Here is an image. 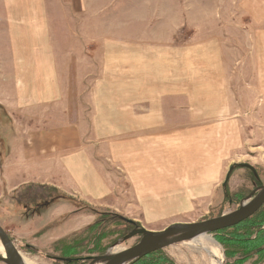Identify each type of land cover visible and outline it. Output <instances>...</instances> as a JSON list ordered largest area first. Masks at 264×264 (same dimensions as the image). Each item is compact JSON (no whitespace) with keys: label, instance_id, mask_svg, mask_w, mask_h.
<instances>
[{"label":"rangeland","instance_id":"1","mask_svg":"<svg viewBox=\"0 0 264 264\" xmlns=\"http://www.w3.org/2000/svg\"><path fill=\"white\" fill-rule=\"evenodd\" d=\"M127 39L138 45L126 46L122 42ZM33 63L38 69L32 72L28 68ZM144 66L139 78L138 68ZM32 73L34 80L29 78ZM32 81L36 93L24 94ZM95 85L97 95H89ZM138 87L145 94H138ZM170 88L177 94H157L156 100L151 94ZM205 92L214 94L207 111ZM153 101L162 108L158 113L163 119L176 118V128L167 121L161 128L122 127L129 107L143 102L148 113ZM248 101L254 107L242 110ZM78 102L83 121L96 110L99 122H105L96 131L87 128L98 142L120 141L124 133L137 137L174 132L178 157L163 158L162 169L179 186L191 169L206 172L218 164L210 195L203 199L190 192L193 197L175 198V205L163 200L161 206L147 198V205L139 207L129 190L124 199L114 198L103 207L73 197L64 178V185L49 180L48 174L42 177L46 182L35 181L43 171L11 157L12 134L36 129L43 125L40 116H55L61 107L72 123ZM170 106L177 109L169 112ZM105 162L113 181L123 182L126 176L117 161ZM16 163L17 178L10 181L8 169ZM139 163L142 170L145 162ZM240 164L250 165L257 178ZM154 166L146 164V172ZM0 169V227L20 256L33 264H69L52 258H60L72 240L88 238V227L101 220L112 224L104 229V253L132 247L139 237L120 243L130 228L115 216L148 231H162L236 210L255 187L264 186V0H0ZM105 177L111 174L105 172ZM206 236L216 244V257L203 247ZM206 236L167 247L161 254L173 264H234L215 236ZM77 252L78 257L89 256ZM245 264H264V256Z\"/></svg>","mask_w":264,"mask_h":264},{"label":"crops","instance_id":"2","mask_svg":"<svg viewBox=\"0 0 264 264\" xmlns=\"http://www.w3.org/2000/svg\"><path fill=\"white\" fill-rule=\"evenodd\" d=\"M233 42L231 43L233 44ZM122 43L126 46L138 45V43L128 39L124 40ZM128 52L130 53L129 50ZM128 56L130 59V54H128ZM89 57L91 62L93 56L91 57L90 54ZM219 59H222V54ZM50 63L52 62L50 61ZM28 69L33 72L36 71L38 67L33 63ZM138 71H140L138 77H144L145 66L138 68ZM150 74L153 73L150 72ZM206 75H208V72L205 73V76ZM34 77L35 75H33V73L29 76L31 80H34ZM223 84H225V80H223ZM138 89V94H145L141 87H138ZM21 90H19V93L23 94L20 92ZM77 91L79 94H82V90L78 89ZM97 91L98 86L95 85L93 89L89 88V95H97ZM169 91L170 92H159L158 90H154L151 94L155 95V100L157 94L160 96L177 94L176 89L170 88ZM34 93L36 92L34 90V82L32 81L30 86L25 87L24 94ZM216 95H219V93ZM212 97H214V94L205 92L206 111L210 108L209 101L214 100ZM39 104L40 103H37L36 105ZM234 104L242 103L235 100ZM244 104L246 105H243L242 110H251L252 107H254L251 101ZM33 105L35 104L30 106ZM76 105L77 108L74 109L76 118L72 123L67 117L68 114L65 112L66 109L61 107L62 111L55 116H40L39 121L43 125L36 127V129H32L33 131L29 128V130L24 133L22 129L21 131H17L16 134H12L13 137L11 135V157H16L19 163L24 160L26 165L39 167V171H43L34 178L35 181L41 183L46 182L48 179L42 177H44V174H48L49 180H56L58 182L57 184L60 185L63 183L64 185V178L70 183L69 186L66 185L68 188L65 187V189L71 190L73 197L87 204L103 207L113 203L114 198L119 200L124 199L123 193L126 192L127 194L129 190L135 192L133 199L139 207L147 205V201L149 200H154L158 206H161L163 200L171 201L170 205H175L172 203L175 198H180V196H185L187 199L188 197H193L189 195L190 192L194 197L199 196V198L203 199L210 195L218 179V164L213 167V170H207L206 172L205 169L202 171H200V169H191L192 174L189 175L187 173V177L182 179L183 181L179 186H177L176 178L167 176L166 170L162 169L161 160L163 158L176 159V157H178L175 150L179 145H177L178 141L176 134H172L174 132L169 131V133L162 134L156 131L151 133L153 135L150 136H142L140 135L141 133H138L137 137H134V135L127 136L124 133L125 137L120 139V141L98 142L97 139H94L93 133L88 134L89 131L87 128H95L96 131L97 127L106 126L105 122H99L96 110L91 111L88 119L83 121L82 102H78ZM217 105L216 109H219V102H217ZM91 107L92 102L90 101V110ZM176 109L177 107L170 106V109H167V111H175ZM139 110H142L144 113L141 114ZM160 110H162V108L159 105L157 107L155 101L150 103L146 109L148 113H145V104H143V102L136 106L129 107L128 118L122 121V127L161 128L163 122H165V125L169 122V127L176 128V118L172 120V117H170V120L167 121V119L162 118V113H158ZM223 110L225 111L226 109H221V111ZM69 111L70 110H68V112ZM65 118L70 122L65 121ZM190 125L193 126V124ZM203 125L205 124L199 126ZM232 125L235 126L236 124L233 123ZM83 128L86 129L83 131ZM201 132L205 133V130ZM99 148H104V150L101 151ZM196 157L198 156L195 155L192 158ZM106 159H109L112 165L115 164L114 161H117L116 164L122 167V172L126 176L125 182L116 183L113 181V174L107 167L108 164L105 162ZM139 160L145 162V167L142 166V170H140ZM99 161L102 162V164H100ZM146 164L149 167L155 164L153 170H149L150 174L146 172ZM17 168H19L18 163L9 166L10 181L13 177L17 178L16 175L19 171ZM12 169L14 170L12 171ZM177 169L178 167L175 166L172 170L174 171ZM34 172L36 173L38 170ZM105 172L111 174V177L106 178ZM5 179H8V177ZM108 180H110V183ZM119 195H121V198ZM134 220L136 221L137 219Z\"/></svg>","mask_w":264,"mask_h":264},{"label":"water","instance_id":"3","mask_svg":"<svg viewBox=\"0 0 264 264\" xmlns=\"http://www.w3.org/2000/svg\"><path fill=\"white\" fill-rule=\"evenodd\" d=\"M239 167L249 169L256 177L255 171L250 165L240 164ZM232 170L233 166L229 168L223 186L227 183ZM263 205L264 186H258L255 187L243 201H241L236 210L216 218L194 223H177L163 229L162 231H148L136 226L130 220H125L133 225L134 228L121 239L120 243L138 236L139 241L135 245L120 252H106L102 255L80 258L79 260L88 261V264H130L149 254L158 252L175 244L195 241L200 237L232 228L253 216ZM0 244L4 252V256H0L1 263L24 264L15 245L1 227ZM52 259L56 262L63 263H71L75 261V259L58 257Z\"/></svg>","mask_w":264,"mask_h":264},{"label":"trees","instance_id":"4","mask_svg":"<svg viewBox=\"0 0 264 264\" xmlns=\"http://www.w3.org/2000/svg\"><path fill=\"white\" fill-rule=\"evenodd\" d=\"M252 173V172H251ZM221 216V215H219ZM218 216V217H219ZM119 221L127 224L130 231L133 225L115 216ZM115 224V222H114ZM105 220L96 222L88 227L90 236L83 240H72L68 245L66 244L60 252V258L75 259L69 264H86L85 261L79 260L77 249L92 257L102 255L105 248L101 246L105 238L106 231L110 227ZM112 228V227H111ZM110 231V230H109ZM108 231V232H109ZM126 234L121 235L123 238ZM216 241L225 249V257L233 259L234 264H245L249 261H261L264 256V205L250 218L242 223L216 233H213ZM114 243V242H113ZM91 246L92 249H88ZM75 253V254H73ZM130 264H173L167 257L161 254V251L149 254L142 259H139Z\"/></svg>","mask_w":264,"mask_h":264},{"label":"bare ground","instance_id":"5","mask_svg":"<svg viewBox=\"0 0 264 264\" xmlns=\"http://www.w3.org/2000/svg\"><path fill=\"white\" fill-rule=\"evenodd\" d=\"M203 247H205V250L212 256V257H216V244L213 242V240L212 239H210L209 237H207L206 236V238L204 237L203 238ZM199 246H200V244H199ZM201 247V246H200ZM0 256H4V252H3V248H2V246H1V244H0ZM22 260H23V263L24 264H33V263H31V262H28V261H26V260H24L23 258H22ZM214 262V264L216 263L215 262V260L213 261ZM216 264H218V263H216Z\"/></svg>","mask_w":264,"mask_h":264}]
</instances>
